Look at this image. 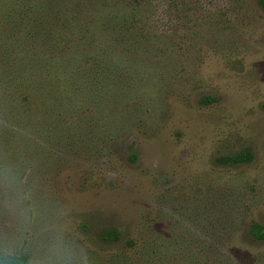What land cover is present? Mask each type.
<instances>
[{"label": "rangeland", "instance_id": "rangeland-1", "mask_svg": "<svg viewBox=\"0 0 264 264\" xmlns=\"http://www.w3.org/2000/svg\"><path fill=\"white\" fill-rule=\"evenodd\" d=\"M0 164L91 264H264L260 0H0Z\"/></svg>", "mask_w": 264, "mask_h": 264}, {"label": "clouds", "instance_id": "clouds-1", "mask_svg": "<svg viewBox=\"0 0 264 264\" xmlns=\"http://www.w3.org/2000/svg\"><path fill=\"white\" fill-rule=\"evenodd\" d=\"M82 239L18 167L0 164V264H91Z\"/></svg>", "mask_w": 264, "mask_h": 264}, {"label": "trees", "instance_id": "trees-1", "mask_svg": "<svg viewBox=\"0 0 264 264\" xmlns=\"http://www.w3.org/2000/svg\"><path fill=\"white\" fill-rule=\"evenodd\" d=\"M260 4L264 9V0H260ZM53 13V17L57 18L59 16V9L57 8H53L52 10ZM65 24V22H64ZM74 32V30H77L78 33H85V32H91L92 30L89 28V26L87 25H78L75 28L72 27L71 28ZM253 158V154L251 151H243L237 155H233V156H226L223 159L229 163H244V162H248ZM251 235L255 240H264V225L255 222L251 225ZM113 236L118 239L119 235L117 234V232H113Z\"/></svg>", "mask_w": 264, "mask_h": 264}]
</instances>
